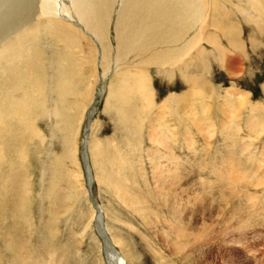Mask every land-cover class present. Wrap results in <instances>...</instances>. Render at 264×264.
Here are the masks:
<instances>
[{
	"label": "rangeland",
	"instance_id": "1",
	"mask_svg": "<svg viewBox=\"0 0 264 264\" xmlns=\"http://www.w3.org/2000/svg\"><path fill=\"white\" fill-rule=\"evenodd\" d=\"M112 1L115 0H107V3ZM165 1L172 5V7H168L169 13H154V16L156 18L162 16L172 23L177 18L181 21L185 20L187 21L186 28L183 27L181 30L172 28L170 30L171 40L175 39V41L167 44L166 40L169 37L161 34L165 27L148 28L153 22L151 16H149L148 21L142 24V27L134 19L133 24L136 30L143 28L144 31L141 48L143 46H147V48L145 50L134 49L138 54L136 58L124 54L125 60L130 59L131 64L127 63L128 66L123 65L118 70L124 69L131 72L134 67L135 69L142 67L151 77V84L154 89V106H150V112L146 117L148 115L149 117L154 116L155 113L157 115V108H159L161 99L168 94L177 93L179 95L187 92L194 85V74L199 78L201 77V83H199L201 86L202 84L205 86L201 87L204 99L197 100L195 98L197 102L194 101L190 111L188 99L193 97L190 94L189 97L183 99V102L181 100L172 102L170 110L165 109L164 116L167 119L171 118L169 119L171 122L170 134L176 133L181 141L183 136L182 150L175 147L174 141L171 140L170 142L171 149L175 147V154L183 155L184 162L178 168L175 165L171 166V191L168 198L169 200L188 199L192 202L193 200H201L202 205L197 213L193 214L192 222L180 217L182 221L181 219L173 221V224H177L174 231L173 226L172 229H168V236L162 232L163 229L168 228L167 220L164 218V214L169 215L167 214L168 205H164V196L157 192H160L167 184L162 185V183L156 182L159 188L155 185L150 160L145 156L146 148L151 146L149 139H146L149 135V127L146 123L142 125L143 122H141L139 124L140 131H134L132 124L126 128L122 127L121 131H117L113 105L111 108L105 106L106 90L103 97H98L96 102L97 109L93 116L95 127V134H92L93 141L101 144V148L108 156L114 154L117 156V154L122 153V158L127 159L130 164L135 163V166L131 164L128 169L124 168V171L129 172L128 177L131 181L126 185V182L123 184V182L117 181L119 185L121 184L120 187L123 185V190L120 188L121 193L128 194L130 198L128 199L125 195L121 197L117 194L114 195L115 190H117L112 187L114 184L110 185L109 180L103 177L105 175L104 167L108 168L107 165L110 164L106 161L102 163L103 157H99L97 160L101 162V165H98L99 167L93 166L94 163L90 159L92 172L94 176H98L96 179L94 178L92 186L94 203L103 212L108 233L115 236L119 235L122 242L124 241L123 244L126 247L124 246V251L121 252L131 259L133 258V264H264V123L261 122V125H255L256 127L253 128L248 125V128L246 122L251 118L249 105L242 106L243 109L240 108L239 116L231 119L228 111L223 109L220 103L225 90L233 87L238 91L240 90L239 92L247 91L249 101L262 102L261 105L264 106V25H251V29L246 27L247 13L242 12L243 14H241L240 11V9L247 10L246 0H215L214 2H217L218 7L217 5L214 6L216 8L214 15L217 18L212 21L209 20L205 27L209 36L200 44L202 52L195 55L193 50V52L182 54L180 57H183L177 59L176 62L175 60L169 61V58L182 52L188 45L187 41L194 31L191 17L195 2L188 6V8L191 7L189 12L181 14L178 10L179 0ZM15 3L20 2L16 1ZM117 4V1L112 4L109 10V20L106 17H102L100 20L107 38L105 45L110 47L108 49L109 54L107 53L110 62L107 65L110 66L104 65L110 70L114 66L112 62L114 54L118 52L113 25L119 8ZM176 4L177 6H174ZM33 6H35L34 10L39 8L38 4ZM101 9L98 8V12ZM176 11L180 12V16L168 19V16ZM99 13L101 14L102 11ZM13 14L11 12L10 17L14 21L21 19H14ZM22 14L25 18L27 17L26 11ZM239 14L241 15L239 16ZM35 19L28 21L24 26L26 34L23 41L25 47L21 53V61L10 59L7 71L11 70L7 72L8 78L3 77V79L9 83L12 95L22 94L16 92L13 86V79L19 77L30 91L29 94L34 95L33 92H37L38 99H40V94L46 91L48 100L50 99V92L55 87L56 77L59 81L73 79L77 85V87L74 86L76 91L80 90L82 94L85 93L82 95L75 92L74 101H72L75 104L69 108L71 114H74L76 105L79 104L82 107L84 96H87L86 104L88 106L91 97H97V89L107 85L115 77L108 70L109 75L106 76L104 83L99 80L101 69L98 64L95 65V60L99 53V47L102 48L100 42L92 41L80 29L72 25H66L72 28L70 30L65 27L54 26L46 19ZM216 23H218V27L214 25ZM225 24L226 26L229 24L234 26V28H229V35L224 32ZM235 27L238 29L236 30ZM184 35L187 36V40L181 42L182 38L185 37ZM0 40L7 46L15 47L18 45L15 36L12 35L0 38ZM215 41L216 44H214ZM221 47L226 50V52L222 51L223 55L219 51ZM130 50L126 51L129 52ZM14 51H12L11 56ZM223 56L225 57L224 60H222ZM131 61H134L135 64ZM16 68L19 70L15 72ZM33 77L35 78L33 79ZM47 107L49 108L50 105ZM194 107L196 112L193 110ZM187 112L192 114L188 113L189 116H186L185 113ZM179 113L183 121L181 128L184 129L183 135L180 133V125L176 126L178 123L176 118ZM193 113L198 116L195 115V117ZM223 113L226 114L224 115L226 117L222 116ZM83 115L76 135V143L74 142L75 145L73 146L74 153L71 158H67L65 165L63 160L56 161L52 156L53 154H60L63 148L60 133L56 135L58 132L53 126L54 120L52 121L51 114H46L43 117L41 107H38L34 117L38 119L32 123L41 129L44 139L41 140L38 135H35L34 139H22L23 156L19 162L15 160L16 166L4 167L0 172V264H106L101 251V239L96 233L92 220L93 210L84 193L83 175L78 181H75L67 172L68 170L76 171L74 176H77L81 175L84 170L80 155L83 127L86 123V114ZM212 118L214 119L213 124H211ZM261 119L262 117H259L256 120L259 122ZM143 121L145 122V115ZM237 124H239V128L235 127ZM229 126L231 128L234 126L237 131L234 128L229 130ZM135 127L137 129V126ZM221 133L226 134V137ZM141 136H143V140H141ZM188 142H191L193 146ZM116 149L117 151H115ZM141 149L143 151H140ZM140 152L143 156L138 155ZM11 157L14 158L15 155L12 154ZM138 166H141L145 171L141 173ZM95 169L99 172H96ZM126 172H124L125 175H127ZM99 176L102 178L99 179ZM51 179L56 182L58 188L55 197L48 195ZM146 182L148 183L146 184ZM131 185L137 190L132 189ZM26 189L29 190L28 193ZM176 191L177 196H175ZM136 192H139L138 195ZM155 194H157L158 199ZM245 195H251L252 198L248 199ZM124 196L126 199L122 198ZM122 200H141L144 204L146 203V206L143 203L142 205L149 219L151 218V223H148L149 225L145 223L141 215L132 207H128V204ZM189 213L186 210L183 217L191 216ZM130 223L134 225L130 226ZM211 224L213 227L210 226ZM180 225L184 227L182 226L183 229L179 231L177 229L181 228ZM184 230L186 232H182ZM171 232L174 233L172 236ZM180 234L184 237H181ZM172 238L177 239L176 241L180 243V250L174 247L176 244ZM17 244H20V250ZM154 249L160 250L164 258L160 259ZM27 253L29 256L31 255L30 259L33 257V261L29 260Z\"/></svg>",
	"mask_w": 264,
	"mask_h": 264
},
{
	"label": "bare ground",
	"instance_id": "2",
	"mask_svg": "<svg viewBox=\"0 0 264 264\" xmlns=\"http://www.w3.org/2000/svg\"><path fill=\"white\" fill-rule=\"evenodd\" d=\"M16 1L20 2V3H15ZM116 1L118 3L117 5L119 8L117 9V15L115 18L116 20L114 21V19H113V21H114L113 25H114V31H115L114 39H115L116 44H117L116 46H117L118 52L116 54H114V57L112 59L114 66L112 65L113 68L110 70V69H107L104 65V64L107 65L108 63L110 64V62L108 61V56H109L108 55L109 54L108 49L110 47L108 45H105V40H107V38L105 35V30L102 28V25L100 24V20L102 17H106V18H108L107 20H109V10L111 9L112 4ZM214 1L215 0H179L178 1V10L181 12V14H185V12H189L191 7L188 8V6H191L192 3L195 2L194 8L192 10V17H191V19H193L194 31L192 32L189 40L187 41L188 45L185 47V49H183V51L178 53L177 55H174L171 58H169V61L175 60V62H176L177 59H180L183 57V56L180 57L182 54L189 53L190 51L193 52V50L195 51V55L200 54L202 52V48H201L200 44H202L204 40H207V38L209 36L208 31H205V27H206V25H208L209 20L212 21L213 19L217 18L214 15V11L216 10V8L214 6L217 5V7H218V4H217V2H214ZM34 4L39 5V8L37 10H34V8H35V6H33ZM219 4H221V3H219ZM174 6H177V4ZM246 6H247L246 11H243L242 9H240L241 14L247 13V16L244 14L247 17V22H246L247 26L246 27H248V29H251L252 28L251 25H256V26L264 25V0H246ZM168 7H172V5L168 4L165 0H115V1H112L109 3H107V0H38V1L37 0H0V38H6V37L12 35V36H15L16 41L18 42V45H16L14 47V46H7L5 43H3L0 40V172H2V169L4 167L8 166L10 168L14 165L16 166L15 160H17L19 162V160L23 156V149H22L23 148V143H22L23 140L22 139H26V140H27V138L28 139H32V138L34 139L35 135H38V137H40L41 140L44 139V134L41 131V129H39L36 125H34L32 123V122H36V120L38 119V118H34L35 113H37L38 107H41V113H42V115H44L43 117H45L46 114L47 115L51 114V116H52L51 119H52V121L54 120L53 126L56 128V130L58 132V133H56V135L60 133L63 148H62V152L60 154H53L52 156H53V159L56 161H59V159L61 161L63 160L65 165H66L65 162H66L67 158L68 159L71 158L73 153H74V147L73 146L76 143L75 139H76V135L78 133L79 124L82 120V116H84L83 114H86V118H85L86 123H85V126L83 127V135H82L83 137H82V141H81V151H80L81 162H82V166H83L84 170L82 171L81 175L79 174L77 176H74V173L76 174V171H73V170L69 171L68 170L67 172L75 181H78L80 176L83 175L84 193L86 194L87 198L89 199V203L91 204V208L93 210L92 220L94 222V227H95L96 233L101 239V243H102L101 251L104 255V260H105L106 264H133V258L131 259V257H129L128 255L126 256L121 252V251H124V246H125L123 244L124 241L122 242L121 237H119V235L115 236V235L108 233V227L104 223V215H103L101 208L97 207L95 203H92L90 201V198H89L90 197V189L92 192V186H93L94 178L96 179L98 177L97 175L94 176V174L92 172L91 165H90L91 164L90 159H91V162L93 161V163H94L93 166H98V165H101V162L98 161L97 158L103 157V160L101 159L102 163L104 161H106L107 163L110 164V165H107L108 168L104 167L105 168V170H104L105 175H103V177L105 179L109 180L110 185H112V183L114 184L112 187L117 189V190L114 189L116 191V193L113 192L114 195L117 194L120 197L122 195H125L128 199H130L128 194L121 193L122 191L120 190V188L122 189L123 185H122V187H120L121 184L119 185V182L120 183L123 182V184H124V182H126L125 183V185H126L129 181H131V180H129V177H128L129 172L124 171V168L128 169V167L132 163L130 164V162L127 159H123L122 153L117 154V156H115V154L113 156H108V154L105 153L104 149L101 148L102 145L99 143H95L93 141V138H92V134L94 133V130H95V127L93 125V123H94L93 116H94L96 109H97L96 102L98 101V97L99 98L103 97L105 90H106V97H105L106 105L105 106H106V108H109V106L111 108V106L113 105L115 116H116V130L117 131H121L122 127L126 128L130 124H132L134 131H137V130L140 131L139 124L141 122H143L142 125H144V123H146L147 126L149 127V130H148L149 135L147 136L146 139H149V143L151 146L146 148L145 156H147V158H149V160H150L149 163H151V169H152L151 172L154 173L152 175V177L155 181V185L158 186V188H159V185L156 184V182H159L160 184L162 183V185H164L166 183L167 184L166 186H168V188H166V186H165V188H162V190L160 192H157V193L162 194L164 196V197L162 196L164 198V200L162 199L164 202V205H166V204L168 205V213L167 214H169V215L164 214V218L167 220L166 222H167L168 228L166 230H164L162 228L163 229L162 232L163 233L165 232L166 236H168V229L169 228L172 229L171 227L174 226L173 231H174V229H176L177 224L176 223L173 224L174 223L173 221L176 219L177 220L181 219L180 217H182L183 220H184V218H186L185 220L191 221L192 217H194L193 214L197 213V211L199 210V208L202 205L201 200H193V202H192L191 200H188V199L187 200H177V199L169 200V198H168V197H170V191H171V184H170L171 183L170 170L172 169L171 166L175 165L176 168H178L184 162L183 155L181 156L179 154H175L176 153L175 147L182 150L183 136H182V141H181L178 138V135L176 133L174 135L170 134L171 122L169 119H171V118L167 119V117L164 116L165 115V109L168 108L170 110V105L172 102H176V101H180V100L183 102V99H186L187 97H189L190 94H192V96L194 97L193 98L190 96L191 98L188 99L189 106H190V108L189 107L188 108L190 109V111L193 107L194 101H196L195 98H197V100L204 99L203 91L201 88L204 85L202 84V86H201V84H200L201 83L200 82L201 77L199 78V77H197V75L194 74V76H195L194 77L195 78L194 79V85H192L189 88V90H187V92H183L179 95L177 93L168 94L166 97L161 99L160 104L158 106L159 108H157L158 109L157 115H155L156 113L154 112L155 113L154 116L149 117V115H148V117H146L147 114L150 112L149 111L151 108L150 106L151 105L154 106V104H153V96H154L153 91H154V89H153V85L151 84V81H152L150 79L151 77L149 76L147 71L142 67H138L136 69L134 67L133 71H131V72H129V70H124V69L118 70V68H122L121 66H123V65L128 66L129 64H127V63H130L129 62L130 59L125 60L124 54L126 56L130 55V57L136 58V55H138V54L134 51V49L137 48L139 50H141V49L145 50L147 48V46L146 47L143 46V48H141L143 45L142 41L144 39V36H143L144 31H143V28H139L138 30H136V27L133 24L134 19H136V21L142 27L143 26L142 24L145 23L146 21H148L150 19L149 16H151V18L153 20L152 24L149 27L148 26H144V27H148L151 29L165 27V30L161 31V34L163 36L169 37L168 40H166L167 44L175 41V39L171 40V31L170 30L172 28L177 29V30H181L183 27L186 28L187 21H185V20L181 21L179 18H177L176 21L174 23H172L162 16H159L157 18L154 16V13H156V14H162L163 12L166 14L169 13ZM98 8H102L101 10H99V12L102 11L101 14L98 12ZM24 11L27 12L26 18L22 14ZM11 12L14 13L12 15V17L14 19H16V20H19L20 18L21 19L19 21H14L13 19H11V17H10ZM180 12L176 11L174 13H171L168 16V19L180 16ZM241 14H239V16ZM35 18L46 19L49 21V23H53L54 26H57L59 28L65 27V28L71 30L72 28H70L66 25H72V26L80 29L82 31V33L84 35L88 36L92 41L100 42L102 48L99 47V53H98L96 60H95V65L98 64L99 68L101 69V74L99 75L100 76L99 80L102 81L101 83H104L106 76L109 75L108 70H110L113 74L112 76L115 77V79L114 80L111 79L107 85H104L103 87H100L97 89V92H96L97 97L96 98H95V96H93V98L91 97L90 101H92V102L89 101L88 106L86 104L87 96H84L83 100H82V104H83L82 107L79 104L76 105V107L74 109V114H71L72 112L69 110V108L71 105L75 104L74 102H72V101H74L73 98L75 96V92L77 94H79V93L82 94V92L80 90H78V92L76 91L77 85L73 79H71L70 81H69V79H63V80L59 81L56 77L55 87H53L52 91L50 92V99L49 100L47 98L46 91H44L42 94H40V99H38V93L37 92H33L34 95L29 94L30 91H28V88L26 87V85H24V83H22V81H21V79H19V77H17V78L15 77L13 79L14 80L13 86H14V89L16 92H21L22 94L18 95V96L12 95L9 83H7L3 79V77L5 79L8 78L7 72H9L11 70L10 69L9 71H7V68L9 67L10 59L13 61H18V62L21 61V59H22L21 53L25 47V43L23 41L25 34H26L24 32V26L28 21L33 20ZM189 18H190V15H189ZM224 19H225V17H224ZM51 20H55V21H51ZM220 22L221 21H219V23ZM223 23H225V22L223 21ZM243 23H245V22H243ZM220 24H222V23H220ZM214 25L216 27H218V23H216ZM229 25H227V26H226V24L224 25V32L226 33V35H229V33H228L229 28H232V27L234 28L233 24H231L230 26ZM235 25H237V24H235ZM235 29H236V27H235ZM27 31L29 32V30H27ZM230 33H232V32H230ZM186 40H187V36L182 38V41H181V38H179V41H181V42H186ZM233 41H234V39H233ZM214 44H216V41L214 42ZM235 46H236V44H235ZM239 46H240V44H239ZM239 46H237V47H239ZM148 47H149V45H148ZM128 49H131V50L129 52H127L126 50H128ZM240 49L242 50V47ZM13 50H15V51L13 52L14 54L11 56ZM149 50H151V49H149ZM146 51H148V50H146ZM219 51H220V53H222V51L226 52V50L222 47L219 49ZM222 55H223V53H222ZM135 58H133V59H135ZM223 58H225V57L223 56L222 60H224ZM121 61H123V62H121ZM184 61H185V59H184ZM131 62H134V61H131ZM182 63H183V59H182ZM14 64H16V63H14ZM134 64H135V62H134ZM177 64H179V63H177ZM224 65H225V63H224ZM102 66H103V68H102ZM107 66H110V65H107ZM130 68L132 69V67H130ZM18 70L19 69L16 68L15 72ZM34 78L35 77H33V79ZM191 84H192V81H191ZM74 86H76V87H74ZM211 89H212V87H211ZM239 91L233 87L227 88L221 97V101H220L221 107L228 111L227 113L229 114V118L232 119L234 117L236 118L237 116H239L240 108L247 104V105H249V113L251 115L250 116L251 118L248 121L249 123L248 122H246L247 124L245 122L244 123L247 126L249 125L251 128H253L255 125H258V124L261 125V122L264 123V106L261 105L262 102L261 103L260 102H251L248 99L247 91L246 92H239ZM87 94H88V90H87ZM82 95H85V93H83ZM135 98H136V101H135ZM71 102H72V104H71ZM47 105H50V107L48 108ZM209 105L210 104L208 103V106ZM183 108H184V106H183ZM87 109H89V110L87 111ZM104 109H105V107H104ZM159 109H160V111H159ZM195 109L196 108L194 107L193 110L196 112ZM241 109H243V107ZM84 111H85V113H84ZM167 112H169V111H167ZM188 113H190V112L185 113V114H187L186 116H189ZM194 113H193V115H194ZM197 113L199 115V110ZM204 113H205V111H204ZM224 113L222 116L226 115ZM190 114H192V113H190ZM144 115H145V122L143 121ZM168 115H169V113H168ZM195 115H197V114H195ZM257 115H258V117H257ZM224 117H226V116H224ZM259 117H262V119L258 122L256 119H259ZM190 118H192V117H190ZM238 118H240V117H238ZM211 120H212L211 124H213L214 119L212 118ZM176 121L178 122L176 124V126H178V124L180 125V127H179V129L181 130L180 133H181V135H183L184 129H181L183 126V121H182V117H180V113H179L178 117L176 118ZM234 121H236V120H234ZM245 121H246V119H245ZM227 123H229V122H227ZM237 123H240V122H237ZM172 125H173V123H172ZM191 125H192V123H191ZM208 125L209 124H207V126ZM230 125H232V124H230ZM234 125H236V124H234ZM238 125L239 124H237V126H235V127L239 128ZM135 126H137V129ZM198 126H200V125H198ZM226 126H228V125H226ZM249 126H248V128H249ZM201 127H203L202 124H201ZM258 127H260V126H258ZM230 128L231 127L229 126V130H230ZM233 128H234V126H233ZM233 128H231V129H233ZM246 129H247V127H246ZM186 130H188V129H186ZM186 130H185V132H186ZM204 130H206V129H204ZM207 130H209V129H207ZM234 130L237 131V129H235V128H234ZM220 131H221V129H220ZM180 133H179V135H180ZM223 133H221V134H223ZM247 136H246V138H247ZM141 140H143V136H141ZM171 140L174 141V143H175L174 144L175 147L173 149H171V146H170ZM30 141L33 142L32 140H30ZM72 141H73V143L74 142L75 143L73 144ZM98 141H100V140H98ZM103 142L105 144V141H103ZM185 142H187V141H185ZM188 143L191 144V142H188ZM109 144H110V142H109ZM99 145H100V148H99ZM139 146H140V142H139ZM191 146H193V144H191ZM235 146H237V145H235ZM238 146L240 147V144ZM233 147H234V145H233ZM110 149H111V147H110ZM143 149H141L140 151H143ZM172 150H174V151H172ZM115 151H117V149ZM195 151L198 152L197 150H195ZM89 152H90V156H89ZM118 152H119V150H118ZM12 154L15 155L14 158L11 157ZM97 154H98V157H97ZM138 155L143 156V154L141 152ZM119 158H120V160H118ZM132 162H138V161H132ZM223 163H224V161H223ZM132 165L135 166V163ZM234 165L235 164L233 163V166ZM138 167H140L139 170L141 173H143L145 171V170L143 171V168L141 166H138ZM204 167H205V165H204ZM97 169H95V171ZM86 171H87V173H86ZM230 171H232V170H230ZM96 172H99V171H96ZM124 172H126L127 175H125ZM100 173H98V174L100 175ZM101 178L102 177H100L99 179H101ZM135 179H137V178H135ZM230 180L231 179H229V181ZM117 181H119V182L117 183ZM143 183H145V182H143ZM147 183L148 182H146V184ZM178 183H176V184H178ZM231 183H233V182H231ZM129 184H131V183H129ZM137 187H138V185H137ZM107 188H109V187H107ZM131 188L133 189L134 187H132V185H131ZM134 189H136V187ZM57 190H58V188H57L56 182H54L53 179H51L50 187L48 189V195L55 197ZM136 190H134V191H136ZM26 191H27V193L29 192V190H27V189H26ZM126 193H127V191H126ZM137 193H139V192H136V194ZM175 193H176L175 196H177L178 195L177 191ZM125 196L122 198H125ZM130 196H132V195L130 194ZM155 196L158 199L157 194H155ZM245 196H247V195H245ZM92 197H93V193H92ZM139 197H140V195H139ZM247 197H248V199L250 197L252 198L251 195H248ZM122 201L124 203L128 204L127 205L128 207H132V209L134 211L139 213L142 217V220L145 223H147V224L151 223V218L149 219V216L147 215L146 210L142 205L143 202H141V200H122ZM263 204H264V202H263ZM206 208H207V205H206ZM186 210H188L190 212L189 214L191 216L183 217V213ZM262 211H263V209H262ZM115 212L117 213V211H115ZM249 216H250V214H249ZM111 217L113 218L112 215H111ZM182 219H181V221H182ZM168 222H170V223H168ZM147 224H145V225H147ZM131 225H134V224L130 223V226ZM182 226L180 229H177V230H179V231L182 230L184 227V226L183 227ZM210 226H212V224ZM206 229H208V228H206ZM182 232H186V231L184 230ZM172 233L173 232H171V236H172ZM8 235L9 234H7V237H9ZM180 236H181V234H180ZM178 237H177V239H178ZM181 237H184V236L182 235ZM181 237H179V238H181ZM177 239H173L174 244H176V246H174V247H176V249L178 248V250H180L179 249V248H181L180 243L176 241ZM184 240H186V239L184 238ZM6 241H7V239H6ZM169 241H170V239H169ZM6 244H7V242H6ZM167 244H168V242H167ZM19 245L17 244L18 248L20 247ZM155 245H157V244H155ZM182 248L185 249L184 247H182ZM19 250H20V248H19ZM154 250L160 259L164 258L161 255L160 250H157V249H154ZM17 252H18V250H17ZM17 252H15V253H17ZM27 254H25V255H27ZM15 255H17V254H15ZM21 256H23V255H21ZM30 256L28 254L29 260H32L33 257L30 259ZM26 262H27V260H26ZM36 263H38V262H36Z\"/></svg>",
	"mask_w": 264,
	"mask_h": 264
},
{
	"label": "water",
	"instance_id": "3",
	"mask_svg": "<svg viewBox=\"0 0 264 264\" xmlns=\"http://www.w3.org/2000/svg\"><path fill=\"white\" fill-rule=\"evenodd\" d=\"M86 173H87V171H86ZM90 201L92 202V203H94V199H93V197H92V192H91V189H90ZM97 208V207H96ZM98 210V209H97Z\"/></svg>",
	"mask_w": 264,
	"mask_h": 264
}]
</instances>
